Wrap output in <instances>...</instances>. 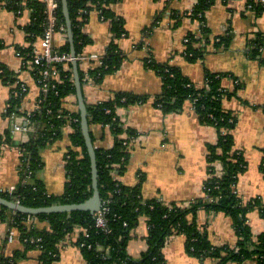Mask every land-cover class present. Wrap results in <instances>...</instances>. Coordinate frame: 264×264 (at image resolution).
<instances>
[{"label": "trees", "instance_id": "16d2710c", "mask_svg": "<svg viewBox=\"0 0 264 264\" xmlns=\"http://www.w3.org/2000/svg\"><path fill=\"white\" fill-rule=\"evenodd\" d=\"M121 1L68 0L77 56H82L85 47L92 43V39L83 32L91 11H98L101 18L110 23L114 36L101 59L102 65L84 71L79 62L82 83L101 84L106 76L121 68L126 58L117 43L119 39L127 36L125 20L114 11V7ZM218 1L197 0L190 13L181 14L177 11L172 13L175 27L179 26L185 17H191L202 23L199 39L194 33L186 36L185 56L190 62L202 59L208 53L210 45L214 50L226 49L233 40L231 29L223 36L212 38L211 31L206 26V14ZM59 2L56 29L67 34L62 0ZM246 5L256 17L264 14L263 0H246ZM0 9L18 15L26 9L30 10L32 21L25 29L27 40L29 43H34L43 36L48 25L44 2L0 0ZM61 27L65 30L61 31ZM204 41L206 45L198 47L199 43ZM2 47L3 45L0 44V48ZM263 47L264 36L259 34L250 43L252 57L260 56ZM18 50L25 62L32 63L36 80L42 81L43 67L33 64L32 49ZM55 51L59 54L71 55L69 41H65L61 47H55ZM146 66L155 71L162 80L161 93L154 97L156 107L164 114H170L182 112L185 105L191 103L199 122L215 128L218 133L217 143L210 144L207 148L209 177L204 184L203 196L190 202L166 203L160 199L144 198L143 178L134 187L125 186L120 182L119 176L125 173L131 157L129 142L136 134L130 128H124L118 118L117 110L144 104L150 98L146 95L117 92L108 101L87 105L90 128L93 125L109 127L115 136L111 149L96 148L100 195L103 202L109 201L107 204L109 212L105 215V230L96 226V218L89 212L31 216L0 206V222L9 223L16 229L19 240L25 247L24 252H16L11 257L0 256V264H18L30 250L40 251V264H54L60 257V244L78 228L86 231L79 235L76 246L80 248L87 264H166L164 248L174 236H184L187 253L200 260L212 259L215 264L248 262L264 264V232L254 237L248 224V215L251 212L257 211L264 218V201L259 198L245 201L236 191L239 177L246 171L247 162L244 155L235 148L234 130L238 123L237 117L232 111L223 107V100L232 96L223 87L224 75L206 72L205 86L198 88L179 67L171 65L169 61L160 63L150 58L147 59ZM55 67L58 78L48 79V91L42 93L38 108L34 112L28 114L21 111L24 92L20 86L13 89L14 94L9 101L7 116L23 113L29 120V126L36 129L35 135L27 142L17 145L13 138L14 128L10 127L0 135V156L5 148L13 146H17L22 155L19 184L13 194L0 192V195L29 208L82 204L93 195L91 159L82 134L81 115L80 112H73L66 107V99L71 95L76 96L73 65L71 62L57 64ZM0 70L3 71L0 79L5 83L16 82V75L6 67L0 66ZM68 127L72 129L69 135L70 146L65 154L68 181L64 194L54 196L48 193L46 185L40 179V173L44 169L41 153L45 148L58 142ZM91 136L94 142L92 133ZM216 164H221V171L216 170ZM262 171L264 172V162ZM201 210L229 216L238 237L237 244L215 246L210 240L207 229L201 228L198 224ZM144 217L148 225V250L140 258L135 259L129 255L128 246L134 238L133 232L139 225L140 219ZM38 239L41 241L37 242ZM31 240L35 242L32 243ZM81 244L84 246L80 247Z\"/></svg>", "mask_w": 264, "mask_h": 264}, {"label": "crops", "instance_id": "0c3cea01", "mask_svg": "<svg viewBox=\"0 0 264 264\" xmlns=\"http://www.w3.org/2000/svg\"><path fill=\"white\" fill-rule=\"evenodd\" d=\"M196 2L122 0L116 5L114 11L124 18L127 30V36L117 41L126 58L121 68L106 76L101 84L82 83L86 105L108 101L117 92L149 96L150 99L144 104L117 110L124 128H130L136 134L130 139L131 157L119 180L125 186L134 187L143 178L142 193L146 199H160L166 203L190 202L203 196L204 184L209 177L207 148L217 143L218 133L215 128L199 122L191 103H187L182 112L170 114H164L156 107L154 97L161 93L162 80L146 66V61L150 58L160 63L169 61L171 65L179 67L198 88L205 86L206 72L223 74V87L232 94L231 98L223 100V107L237 117L235 148L247 162L236 191L245 201L255 198L264 201V47L256 58L250 52L251 41L259 34L264 36V14L256 17L247 7L246 0H219L207 12L206 26L212 38L223 36L231 29L233 40L226 49L214 50L210 45L202 59L190 62L185 56L186 36L194 33L199 39L202 23L185 17L175 27L172 13H190ZM31 21L32 12L28 9L21 15L0 9V44L3 45L0 48V66L16 75L14 84L0 79V135L10 127L14 128L16 145L27 142L35 135L36 129L29 126L28 118L23 113L34 112L42 95L32 63L25 62L18 50L31 48L33 55L44 52L42 37L34 43L27 40L25 29ZM83 32L92 39L82 54L87 60L81 62V67L87 71L99 65L96 59L103 58L114 36L110 23L104 21L96 10L89 13ZM67 40L68 33L57 32L53 44L61 47ZM205 45L204 41L198 47ZM22 84L26 88L21 103L23 113L7 116L13 89ZM66 107L79 112L75 95L66 99ZM15 125H20L23 131L15 130ZM90 130L96 148L108 150L113 147L115 136L109 127L93 125ZM71 132V128H66L63 137L41 153L44 169L40 179L50 195L61 196L65 192L68 181L65 154L70 146ZM21 157L17 146L5 148L1 153L0 191L16 188L19 184ZM221 169V164H216V170L219 172ZM198 224L207 229L215 246H235L238 242L232 219L224 213L201 210ZM248 224L254 237L264 232V218L257 211L248 215ZM11 228L9 223L0 222V256L11 257L16 252L25 251L16 229L12 228L15 240H7ZM82 232L81 228L76 229L60 244V257L54 264H87L76 246ZM133 236L128 253L138 259L148 250L145 217L140 219ZM25 256L18 264H40V251L30 250ZM164 256L166 264H215L212 259L200 260L190 256L186 251L184 236L172 237L164 248Z\"/></svg>", "mask_w": 264, "mask_h": 264}, {"label": "water", "instance_id": "95a60500", "mask_svg": "<svg viewBox=\"0 0 264 264\" xmlns=\"http://www.w3.org/2000/svg\"><path fill=\"white\" fill-rule=\"evenodd\" d=\"M62 11L66 20L68 41L71 47V56L73 58V72L76 86V97L79 106V112L81 115V129L85 139L88 154L91 159V173H92V190L93 195L90 199L82 204H57L44 208H29L20 203L10 201L0 195V206H4L9 210L17 213L27 214L31 216L40 214H54V213H72L76 211L89 212L92 215L99 212L102 207V199L99 190L98 182V165L96 156V147L94 145L91 130L88 120L87 105L84 99L83 84L79 73V62L77 61V54L74 45V34L72 30V21L70 18V12L68 7V0H62Z\"/></svg>", "mask_w": 264, "mask_h": 264}, {"label": "built area", "instance_id": "2783aa9c", "mask_svg": "<svg viewBox=\"0 0 264 264\" xmlns=\"http://www.w3.org/2000/svg\"><path fill=\"white\" fill-rule=\"evenodd\" d=\"M264 2V0H263ZM46 5V14H47V20H48V25L47 28L42 36L43 40V45H44V52L41 54H36L34 55L33 58V64L36 66L43 67L42 70V81H38L39 86L41 87L42 93H46L48 91V85L47 81L48 79H52V77L58 78V71L55 67L57 64H67L71 63L73 61V58L70 54H59L55 51V46L53 44L54 42V36L58 32L56 29V21H57V12L60 8V2L59 0H45L44 1ZM65 29L61 27V31H64ZM77 61L82 62L86 61L87 58L83 56H77ZM102 58L96 59L98 61L99 65H102ZM3 71L0 70V74H2ZM22 89L23 92L26 91L25 86L19 85ZM39 103V102H38ZM38 108V105H37ZM36 108V109H37ZM12 117L15 115L12 114ZM29 122V120H27ZM23 128L20 125H15V130L17 131H23ZM25 130V129H24ZM115 176H118L117 173H114ZM15 187L10 188L9 190H1L0 192H8L10 194H13L15 191ZM18 203V202H17ZM109 201L103 202L102 201V207L101 210L97 213H95V218H96V226L98 228H101L105 230L106 228V222H105V215L109 212V208L107 207V204ZM83 232H86L83 230ZM15 231L12 230L8 234L7 240L9 242H13L15 240ZM19 239V236H18ZM41 239H38L37 242H40ZM31 242H35V240H31ZM84 244H81L80 247H83Z\"/></svg>", "mask_w": 264, "mask_h": 264}]
</instances>
